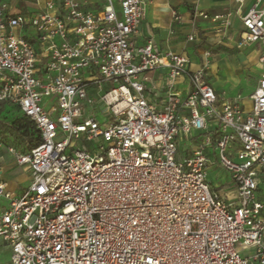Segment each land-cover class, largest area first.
Segmentation results:
<instances>
[{"label":"built area","instance_id":"obj_1","mask_svg":"<svg viewBox=\"0 0 264 264\" xmlns=\"http://www.w3.org/2000/svg\"><path fill=\"white\" fill-rule=\"evenodd\" d=\"M146 6L55 0L26 17L7 15L0 0V102L17 106L40 139L27 153L10 150L31 174L24 193L0 183L7 200L0 244L10 248V264H264V199L256 196L264 9L253 6L241 18L238 44L262 49L245 114L239 97L217 94L184 56L161 52L152 37L136 42ZM198 16L217 34L231 27V13ZM24 26L39 52L15 35ZM157 69L165 70L161 109L146 95L154 96L145 84ZM182 77L190 83L183 97L175 90ZM192 132L204 139L179 158L177 141ZM209 166L230 174L236 202L211 189Z\"/></svg>","mask_w":264,"mask_h":264},{"label":"crops","instance_id":"obj_2","mask_svg":"<svg viewBox=\"0 0 264 264\" xmlns=\"http://www.w3.org/2000/svg\"><path fill=\"white\" fill-rule=\"evenodd\" d=\"M7 4V15L15 16L22 14L26 17L41 11L45 4L55 0H4ZM102 0H95L100 3ZM147 4L146 14L141 22L135 40L138 44H143L148 38L152 37L157 48L161 52H173L184 56L187 60V68L191 72L203 70L204 77L214 91L223 95L226 100H233L239 97V104L244 113L251 111L252 102L250 95L257 85L260 76L259 57L261 47L258 44H253L248 47H253L256 52V57L242 56L247 66L257 73L255 82L251 86H239L240 79L231 77L223 79L220 75L224 74L217 69L216 58H223L221 54H215L209 61L210 54L200 51V44L194 51L190 50L192 43H198V36L203 37V40L208 43V48L213 49L218 45H223L224 42H235L238 39L239 33L242 30L241 18L253 6L264 9V0H144ZM99 5H95L97 7ZM179 16V20L173 19V14ZM203 13L208 16L218 14L231 13V27L226 34L220 35L215 32L214 26L198 14ZM15 35L24 38L30 42L33 47L39 52V45L36 39L34 30L29 26L17 28L14 31ZM189 36L193 40H189ZM234 38L233 40L231 38ZM232 40V41H231ZM189 50V52H188ZM242 51L238 57L244 55ZM208 54V55H206ZM225 58V57H224ZM164 75L165 70L157 69L149 73V81L145 84L146 90L152 89L154 96H149L146 92L148 101L157 109L163 107L165 101L164 90ZM230 84V87H229ZM242 88L243 93H232L235 87ZM228 87V88H227ZM249 87V88H248ZM175 90L183 97L190 91L189 81L182 77L177 81ZM92 92V91H91ZM0 105H9L16 108L24 122V116L19 111L17 106L8 103L0 102ZM18 129V128H17ZM16 129V134H17ZM18 135V134H17ZM19 136V135H18ZM204 139L203 134L192 132L187 136H181L177 141L178 157H189L196 146ZM14 147L4 148L0 140V183L5 184L6 191L14 196H19L24 193L29 183L31 182V174L24 167L17 164L15 155L10 152ZM27 149L21 154L27 153ZM209 157H213L212 148L205 150ZM207 175L210 182V187L213 191L226 202H236V190L232 183L230 174L220 166H209ZM21 190L22 193L18 191ZM257 199H264V166L259 173V186L257 191ZM7 206V200L0 198V208ZM241 251V250H240ZM242 254L247 251H241ZM11 251L5 244H0V264H10Z\"/></svg>","mask_w":264,"mask_h":264},{"label":"rangeland","instance_id":"obj_3","mask_svg":"<svg viewBox=\"0 0 264 264\" xmlns=\"http://www.w3.org/2000/svg\"><path fill=\"white\" fill-rule=\"evenodd\" d=\"M231 39L233 40L234 38L232 37ZM199 44L200 51L208 52L210 54L209 61L210 59H212L213 55L217 53L221 54V57L223 58H216L215 60L217 63L218 71L224 73L220 75L223 79L237 77L238 79H240L239 86H242V84H244L243 86L245 87H247L248 85L251 86L255 82L257 73L247 66V64L243 60L244 58L242 57H256V52L253 47L240 46L237 39L235 40V42L226 41L223 43V45L221 44L216 48L209 49L208 43L203 40V37L198 36V43H192L190 50L194 51ZM242 51H245L243 53L244 55L238 57V55L241 54ZM239 86H234L235 90H233V94L237 93V91L238 93H243V89L239 88ZM47 100L48 99H44L43 103H45ZM96 119L99 122H103V118L101 117L100 113L96 115ZM24 126L25 123L23 122L22 117L18 113L16 108L9 105H0V140L4 148L14 147V153L23 152L27 149L28 140H24L16 134V129ZM23 130L24 129H22L21 132H23ZM27 130H30L28 131V137L30 138L32 135L31 128L29 127ZM209 179L210 178H208V181ZM18 191L22 193L20 189H18Z\"/></svg>","mask_w":264,"mask_h":264},{"label":"trees","instance_id":"obj_4","mask_svg":"<svg viewBox=\"0 0 264 264\" xmlns=\"http://www.w3.org/2000/svg\"><path fill=\"white\" fill-rule=\"evenodd\" d=\"M25 120H24V123H25V126L24 127H19L18 129H17V134L21 137V138H23L24 140H28V145H27V151L32 147V146H34V145H36V144H38L39 143V141H40V139H39V137H38V135H37V132L35 131V129L32 127V124H31V122L27 119V118H24ZM31 128V137L29 138L28 136H29V133H28V131H30V130H27L28 128ZM22 129H24L23 130V132H21V130Z\"/></svg>","mask_w":264,"mask_h":264},{"label":"bare ground","instance_id":"obj_5","mask_svg":"<svg viewBox=\"0 0 264 264\" xmlns=\"http://www.w3.org/2000/svg\"><path fill=\"white\" fill-rule=\"evenodd\" d=\"M124 104H119L118 108H122Z\"/></svg>","mask_w":264,"mask_h":264}]
</instances>
